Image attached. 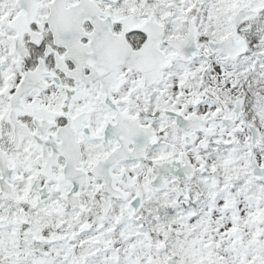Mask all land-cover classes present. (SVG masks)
I'll use <instances>...</instances> for the list:
<instances>
[{"label": "snow or ice", "instance_id": "1", "mask_svg": "<svg viewBox=\"0 0 264 264\" xmlns=\"http://www.w3.org/2000/svg\"><path fill=\"white\" fill-rule=\"evenodd\" d=\"M0 264H264V0H0Z\"/></svg>", "mask_w": 264, "mask_h": 264}]
</instances>
